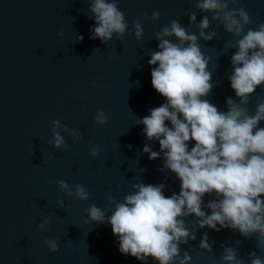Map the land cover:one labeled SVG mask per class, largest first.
Masks as SVG:
<instances>
[{
    "label": "water",
    "instance_id": "obj_1",
    "mask_svg": "<svg viewBox=\"0 0 264 264\" xmlns=\"http://www.w3.org/2000/svg\"><path fill=\"white\" fill-rule=\"evenodd\" d=\"M90 2L0 0V264H158L150 256L142 262L122 255L109 223L85 220L93 204L110 215L107 197L122 201L135 183H163L166 197L179 193L180 181L163 167V157L150 160L142 151L150 144L158 152L159 142L148 141L142 134L144 126L137 124V118L165 102L151 85L148 60L158 50L155 33L170 21L177 20L188 33L196 34L208 59L212 87L201 99L218 111H227V97L239 103L228 80L239 37L225 31L211 11L198 9L197 0H117L128 28L124 36L114 35L107 43L89 38V29L95 26ZM240 7L250 17L244 32L264 23V0H229V9ZM153 11L159 12L158 20L151 19ZM193 12L196 21L190 23ZM205 16L209 20L205 33H216L207 41L199 37L197 27ZM136 21L143 27L140 40L134 34ZM58 31L63 36L58 37ZM77 35L83 39L77 41ZM261 101L264 84L240 106L254 115ZM97 110L108 117L102 126L94 120ZM53 120L77 130L81 138L61 132L66 147L54 148ZM258 127L264 128V121ZM192 144L190 140L189 147ZM93 147L97 157L90 155ZM57 180L67 181L73 190L83 185L89 198L67 196ZM211 199L214 193L202 198L204 204ZM45 218L50 223L41 230L37 225ZM181 219L196 237L179 245L180 255L187 252L191 264H222V246L235 248L244 264L250 252L264 258V244H257L255 234L244 237L238 230L200 228L194 215ZM205 232L211 252L199 247ZM49 238L57 240L56 252L44 244Z\"/></svg>",
    "mask_w": 264,
    "mask_h": 264
},
{
    "label": "clouds",
    "instance_id": "obj_2",
    "mask_svg": "<svg viewBox=\"0 0 264 264\" xmlns=\"http://www.w3.org/2000/svg\"><path fill=\"white\" fill-rule=\"evenodd\" d=\"M196 7L211 11L213 19H219L225 31L239 37L230 59L232 72L228 77L239 103L227 97V111H218L208 100L201 99L212 87L208 59L199 48L197 35L188 33L177 20L170 21L155 33L158 50L148 60L151 85L165 102L150 108L149 115L137 118V124L144 126L142 134L148 141L159 142L158 152L150 144H145L142 151L150 160L163 157V167L180 181L179 193L166 197L163 183H135L133 191L122 201L107 197L112 204L110 215L106 216L94 204L87 209L86 223H109L118 239V251L142 262L150 256L158 264H191L189 254L185 252L181 256L179 248L180 244L196 239L181 219L190 215L198 218L200 228L238 230L244 237L255 234L257 244H264V128L258 127V122L264 121V101L256 105L254 115H248L240 106L248 102L249 94L257 86L264 84V23L244 32V26L250 23L249 14L243 7L229 9V0H197ZM89 10L94 14L95 23L89 29L90 39L107 43L114 35L124 36L128 25L117 0H91ZM159 15L153 11L151 19L158 20ZM195 21L196 14L190 13L189 22ZM133 27L136 39L140 40L141 23L136 21ZM197 27L199 37L206 41L216 34L215 31L205 33L204 29L209 27L206 16ZM57 36H63V32L58 31ZM173 36L176 42L165 39ZM82 39L76 36L77 41ZM94 120L102 126L108 117L103 110H97ZM52 124L54 148L66 147L61 132H68L77 140L81 138L77 130H70L58 120ZM190 140L194 141L191 147ZM98 154L93 147L90 155L97 157ZM56 184L67 196L89 198L81 184L74 190L67 181L57 180ZM213 193L215 199L204 204L203 196ZM205 208L210 214L205 213ZM49 223L50 218H45L37 227L47 230ZM44 244L50 252L58 250L56 239H45ZM199 247L212 251L207 232L202 233ZM222 247L219 257L222 264H244L235 248ZM248 264H264V258L250 252Z\"/></svg>",
    "mask_w": 264,
    "mask_h": 264
}]
</instances>
